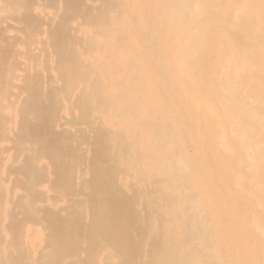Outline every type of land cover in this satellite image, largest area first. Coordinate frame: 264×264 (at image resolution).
<instances>
[{
    "label": "rangeland",
    "instance_id": "374dc122",
    "mask_svg": "<svg viewBox=\"0 0 264 264\" xmlns=\"http://www.w3.org/2000/svg\"><path fill=\"white\" fill-rule=\"evenodd\" d=\"M149 5L155 0H0V16L19 25L18 39L0 46V98L22 93L14 122L0 104V140L30 151L17 166L3 168L0 159L1 171L19 175L16 188L27 198L17 201L18 213L3 228L6 238L0 234L6 264H144L157 247L161 231L150 222L160 219L152 201L172 176L163 172L169 153L152 150L149 158L137 148L141 139L157 143L160 135L153 121L134 116L140 110L155 121L160 93L152 67L136 69L131 60L146 48L130 50L123 27ZM120 58L131 60L127 69ZM99 59L118 66L107 71L91 64ZM103 89L117 113L104 103ZM144 173L151 184L142 193L131 180L143 182ZM31 245H40L42 255Z\"/></svg>",
    "mask_w": 264,
    "mask_h": 264
},
{
    "label": "bare ground",
    "instance_id": "6f19581e",
    "mask_svg": "<svg viewBox=\"0 0 264 264\" xmlns=\"http://www.w3.org/2000/svg\"><path fill=\"white\" fill-rule=\"evenodd\" d=\"M141 13L124 20V32L131 39L130 50L146 48L131 60L136 69L152 67L148 72L155 71V92L160 94L151 114L155 112V121L140 110L134 118L153 121L160 136L157 143L144 138L136 146L149 158L152 150L168 152L163 172L172 174L158 185L162 189L152 201L160 220L150 227L161 233L147 262L264 264V0H155ZM70 30L80 32L74 26ZM18 32V21L0 16V46L18 39ZM133 43H141L140 50ZM131 60L120 58V67L127 69ZM91 64L107 71L118 66L112 59ZM20 67L14 71L18 80L24 73ZM102 92L104 103L117 113L116 104ZM21 98L16 90L0 98L2 113L10 120L16 119ZM104 127L114 128L110 123ZM7 142L0 140L3 168L17 166L30 154L27 146L15 149ZM20 180L0 170L4 238L9 217L18 213L17 201L25 199L26 193L16 188ZM131 183L142 193L151 184L145 173L143 182L135 178ZM29 229L25 225L21 230L27 243ZM30 247L42 255L40 245ZM0 264L6 263L0 259Z\"/></svg>",
    "mask_w": 264,
    "mask_h": 264
}]
</instances>
